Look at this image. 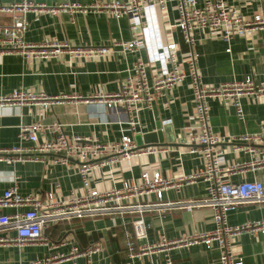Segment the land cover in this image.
Returning a JSON list of instances; mask_svg holds the SVG:
<instances>
[{"label":"crops","instance_id":"obj_1","mask_svg":"<svg viewBox=\"0 0 264 264\" xmlns=\"http://www.w3.org/2000/svg\"><path fill=\"white\" fill-rule=\"evenodd\" d=\"M85 3L89 0H77ZM201 6L203 0H195ZM233 8L242 18L255 15L264 17V0H221ZM155 26L160 42L172 44L182 67L187 47L178 30L171 26L176 21L172 0H168L165 11L156 10ZM26 29L22 39L26 44L39 46L43 43H65L70 48H94L109 46L112 42L128 41L130 34L126 17L113 19L104 13L56 14L29 11L24 15ZM12 23L10 14L0 12V28ZM196 55L195 67L200 81L205 86H217L228 82L252 78L254 87L264 84V28L233 36L228 42L220 39L202 38L199 31L193 34ZM226 49L229 51L226 52ZM136 57L146 60L145 52L138 49L135 54L121 52L113 47L102 58H76L63 51L55 57L41 59L23 57L17 53L0 54V97L12 90H29L50 97H65L59 104L41 110L34 106L0 105V150L11 148L29 149L32 143L18 138L19 126L58 123L66 137H78L83 141L100 144L119 142L122 135L133 137L151 131L154 122L168 121L172 145L155 146L154 153L139 149L128 159L117 158L102 164L88 174V185L97 192L118 189L123 182L136 183L140 173L158 171L163 178L176 180L188 176L202 167L198 154H188L185 142L195 125L192 94L187 78L165 95L154 99L150 109L138 112L137 124L130 133L122 116L114 114L95 102H87L97 94L114 93L131 70ZM159 63L147 70L156 73ZM93 101V100H91ZM243 112L238 120L233 108L222 105L217 99L207 101L209 126L212 132L226 137L254 135L264 121V96L256 99L242 97L239 100ZM54 133H37V143L53 138ZM164 142V140H163ZM252 148L255 154L247 149ZM148 150V149H147ZM150 150V149H149ZM141 151V152H140ZM220 164L224 168V180L231 183L264 182V134L257 144L231 143L222 146ZM53 156L44 154L38 161L11 164L0 162V194L15 185L20 194H33L41 204L49 198L63 200L82 193L81 180L75 172L76 162L68 165L53 163ZM253 163V165H252ZM238 164L235 170L228 166ZM206 184L201 180L182 185L177 190L164 192L161 202H178L202 198ZM140 203H155L153 195L142 197ZM24 208H5L0 213L12 215ZM135 213L112 214L69 219L47 224L42 230L48 245L25 243L23 246H0V264H26L40 261L50 255L67 253L71 246L85 250L98 246L99 252L90 257V264H165L162 253L151 252L129 258L126 236L130 237L134 249L143 244H153L160 235L175 239L193 233L210 232L213 229L212 212L198 208L191 212L176 207H156L142 213L146 225V239L135 240L132 222ZM264 221V204H243L226 214L228 226H239L246 222ZM0 237L13 238L12 230L0 232ZM232 255L241 258V264H264V236L252 237L241 233L229 240ZM170 264H219L218 249L212 245L173 248L168 251ZM52 264H87L83 257Z\"/></svg>","mask_w":264,"mask_h":264},{"label":"built area","instance_id":"obj_2","mask_svg":"<svg viewBox=\"0 0 264 264\" xmlns=\"http://www.w3.org/2000/svg\"><path fill=\"white\" fill-rule=\"evenodd\" d=\"M168 0H89L85 3L77 0H0V12L10 14L12 23L0 28V54L17 53L23 57L33 56L49 59L63 51L76 58H102L113 47L121 52L135 54L138 49L145 52L146 60L136 57L131 70L114 93L97 94L87 102H95L106 110L122 116L127 129L132 133L137 124L138 112L148 110L154 99L166 94L168 90L188 79L192 94L195 125L188 127L190 135L185 142L188 154H198L202 162L200 170L176 180L163 178L158 171L140 173L136 183L123 182L120 188L97 192L88 185L89 172L117 158L128 159L138 153L132 137L122 135L119 142L100 144L96 141H83L80 138L66 137L58 123L42 126L38 123L19 126L18 138L32 143L29 149L11 148L0 150V162L11 164L24 161H38L40 156L50 154L53 163L68 165L75 161V172L81 180L82 193L63 200L49 198L41 204L33 194H20L17 187L4 190L0 194V210L19 208L24 210L12 215L0 213V232L12 230L13 238L0 237V246H23L25 243L43 244L47 249L62 245H48L42 230L47 224L69 219L94 218L112 214L135 213L137 219L132 222V236L135 240L146 239V225L142 213L153 208L176 207L186 212L198 208H208L212 212L213 229L210 232L193 233L175 239H166L160 235L153 244H143L133 248L130 237L126 236V250L129 258L151 252L163 254L165 264H170L168 251L173 248L203 245L209 249L215 245L218 249L219 264H241V258L232 255L229 240L244 233L252 237L264 236V221L246 222L239 226H228L226 214L243 204H264V182H241L231 184L224 180V168L220 164L222 146L233 143L257 144L264 134V121L254 135L226 137L211 131L208 118L207 101L217 99L222 105L233 108L238 120L243 112L240 98L256 99L264 96V84L254 87L252 78L246 76L237 82H228L217 86H205L196 71L194 52V32L199 31L202 38L220 39L228 42L233 36H243L247 32L264 28V17L255 15L250 19L242 18L233 8H228L221 0H203L197 6L195 0H172L176 12V21L171 26L178 30L187 47L183 66L176 57L172 44L163 45L158 38L154 14L156 10L165 11ZM45 12L49 15L79 13H104L110 18H127L130 39L112 42L109 46L94 48H70L65 43H43L39 46L26 44L22 34L26 29L24 15L29 12ZM229 50L226 49V52ZM159 63L160 68L149 78L147 70ZM152 70V69H151ZM264 75V73H263ZM66 98L50 97L40 92L12 90L0 97V105L34 106L41 110L53 104H59ZM162 124L168 121L161 122ZM53 132V138L37 143V133ZM148 149V150H147ZM150 149V150H149ZM143 150V149H141ZM144 152L154 153L155 149L145 148ZM255 154L252 148L247 149ZM141 152V151H140ZM264 162V159H263ZM253 165V163H252ZM264 165V163H263ZM238 164L228 166L235 170ZM201 180L206 184L202 198L178 202H161L168 189L177 190L180 186ZM153 195L155 203H140L139 199ZM99 252L98 246L81 250L71 246L67 253L50 255L40 261L26 264H52L58 261H71L83 257L87 264L93 254Z\"/></svg>","mask_w":264,"mask_h":264},{"label":"water","instance_id":"obj_3","mask_svg":"<svg viewBox=\"0 0 264 264\" xmlns=\"http://www.w3.org/2000/svg\"><path fill=\"white\" fill-rule=\"evenodd\" d=\"M160 122L151 124V131L145 134H136L133 137L136 149H145L155 146H169L172 145V139L168 136L169 131ZM164 140V142H163Z\"/></svg>","mask_w":264,"mask_h":264}]
</instances>
